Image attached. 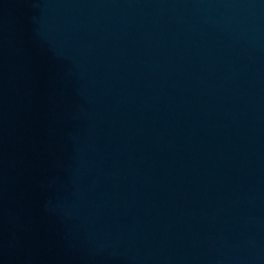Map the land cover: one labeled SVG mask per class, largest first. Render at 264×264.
<instances>
[{"label": "water", "instance_id": "obj_1", "mask_svg": "<svg viewBox=\"0 0 264 264\" xmlns=\"http://www.w3.org/2000/svg\"><path fill=\"white\" fill-rule=\"evenodd\" d=\"M0 264H264V0H0Z\"/></svg>", "mask_w": 264, "mask_h": 264}]
</instances>
